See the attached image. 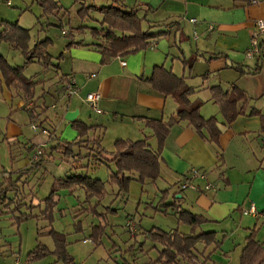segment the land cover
Wrapping results in <instances>:
<instances>
[{
  "label": "crops",
  "instance_id": "crops-1",
  "mask_svg": "<svg viewBox=\"0 0 264 264\" xmlns=\"http://www.w3.org/2000/svg\"><path fill=\"white\" fill-rule=\"evenodd\" d=\"M121 1L127 8H139L140 16H144L146 9L150 7L147 19L142 23L145 30L149 29L150 24L171 21H180L181 30L176 32V28L167 24L165 27L171 33L155 38L152 41L153 47L150 46L146 50L116 57L108 64L101 62V53L97 47L100 40L94 38L89 29L94 26L86 24L83 25L86 26L84 29H77V34L71 32L65 34L70 35L71 38V41L67 43L70 51L67 59L71 64L62 74L69 76L74 82L77 93L68 99L64 98L61 106L54 103L55 106L53 107V104L52 108L56 110L55 113L63 115V118L66 119L65 115L68 111L79 109L77 119H81L82 115L92 112L93 115L90 114V117L95 119L93 123H89L83 118L81 120L89 125H99V128L91 130L89 135L91 138L102 135L103 146V138L106 135V133L104 135V129L108 128L106 137L109 136L115 140L118 138L140 139L146 136L150 137L149 142L152 146L157 148V139L153 135V130L146 126V119L161 118L168 121L176 114L178 104L171 96L157 92L149 82V78L152 77L155 67L159 65H164L177 75L185 76L186 82L196 89V92L191 96V101L202 102L200 110L205 118L216 117L218 119L222 134L219 142L215 144L199 135L187 121H177L172 125L162 147L160 176L152 181L156 182L160 179L168 184L167 194L165 192L158 203L162 207L156 205V210H161L166 214L170 212V207L173 212L174 206L171 204L176 203L209 220L198 227L195 232H191L190 225L181 224L178 221L177 227L184 233H198L201 230L217 231L211 230L214 228L209 227L214 223L220 224L221 221L227 222L231 219H238L241 223L246 216L243 214V210L250 209L252 204H255L260 212L259 216L255 218V224L261 221L264 223V133L261 131L260 117L249 115L253 107L264 115V31L259 36L261 48L259 54L254 57L246 56V51L251 44L252 33L256 29V22L259 19L264 21V0H256V2L253 0ZM105 2L112 4L113 0H105ZM95 13L98 16H93L94 19L100 20L102 14ZM190 18H196L198 22L193 23ZM209 24H213L215 28L208 30ZM151 29L157 31L159 28ZM195 32L198 33V37ZM191 56H196L197 59L193 66H186L182 57L188 59ZM92 74L95 76L92 77ZM57 83L60 85L54 83L53 89L61 97L58 92L59 88L67 82L63 81L62 83L60 80ZM214 86H221L227 91H230L233 86H237L247 95L248 106L245 115H240L230 126L225 124L221 108L213 99L211 89ZM44 91L48 92L47 89ZM93 91H98L101 95L99 107L102 112L100 113L92 110L85 101L87 93ZM0 92L5 94L10 102L15 94L20 100L18 108H23L26 105L25 96L21 90L3 86ZM240 104L242 101L239 102ZM10 120L17 124L14 119L10 118ZM55 131L58 137L57 127ZM21 135L22 128L14 126L11 133L8 134L7 140L13 144L22 143ZM49 141L46 140L43 143L46 144L45 146H49L50 154L54 153L52 148L56 145V141ZM37 144L39 143L30 141L27 146L23 145V148L27 149L29 153L20 152L23 164V167H20L22 168L12 171L2 169L12 173L13 178L21 177L19 184L24 186L26 193H32L29 196L32 203L28 200V207L34 204L35 185L30 187V182L36 170H30L25 174H21L19 171L30 168ZM114 146L108 148L110 150L107 151H114ZM60 148L61 146L57 149ZM78 151L83 159L76 157L78 160L76 161V159L70 158L71 156L65 157L63 151L60 150L64 160L71 165V168H87V170L90 167L94 168L93 165L96 163L93 158L87 157L90 150L87 147H82ZM96 165H99V162ZM195 168L207 171L209 180L214 184L215 189L200 191L181 189V181ZM42 177L43 175L39 177L38 183ZM198 182L201 186L205 185L204 180L200 179ZM74 192H77V196L80 197V191H77V188L64 189L59 192V196H57L58 209L61 206V209L68 210L79 205L73 197ZM11 197H14V193ZM191 203L195 206H191L193 205ZM39 204V209L43 208L42 203ZM4 207L5 205H0V216L11 215L10 218L15 219V215L9 213L10 210ZM129 218L135 220L136 216L134 214ZM15 223L19 224L17 221ZM107 223L108 225H117L113 222ZM184 225L187 230L182 229ZM247 229L250 231L251 228ZM111 233L112 236L118 235L116 229H113ZM81 239L84 242H92L88 237L82 236ZM257 239L261 242L258 236ZM142 241H146V238L143 237ZM145 244H148V249L151 248L148 256L153 260L157 259L162 246L158 244V247H155V243L148 239ZM202 245V243L198 244L199 247ZM10 252L13 253L12 243L0 239V256H6ZM18 253H21L20 248ZM45 259L35 262V264L41 263ZM57 260L59 261V259ZM17 261L19 260L16 259V263ZM26 261L28 262V259ZM19 262L23 264L21 261ZM144 262L142 260L140 263Z\"/></svg>",
  "mask_w": 264,
  "mask_h": 264
},
{
  "label": "rangeland",
  "instance_id": "rangeland-1",
  "mask_svg": "<svg viewBox=\"0 0 264 264\" xmlns=\"http://www.w3.org/2000/svg\"><path fill=\"white\" fill-rule=\"evenodd\" d=\"M8 1H10V3ZM54 1L61 5V9L53 14H45L44 8L41 5V0H0V23L18 22L20 25L29 28L31 33V46L38 40H43L47 37L52 40L48 46L49 54L52 56V65L46 69L43 62L35 61L26 65L24 73L28 77L37 78L41 81L37 86L35 97L39 100V105L45 102L40 113L42 119L48 117V120L43 122V124L54 130L57 127L58 140L73 141L77 138V131L73 128L70 121L64 119L63 115H58L59 113L56 114V110L52 108L54 103L61 106L64 102L62 101L64 100L62 94L65 92V85H63L62 82L59 88L58 92L62 95L61 97L56 94L53 85L54 83H56L55 85H60V83L57 82H60L63 76L62 73H65L66 68L71 64H69L67 59L70 53L67 43L71 41V38L70 35H65L62 31L65 30L66 34L70 32L77 34L76 31L78 27L82 25L99 26L100 23L93 17L98 16V14L95 13L96 11L93 9L83 11L85 17L82 19L81 10L90 5L102 6L109 5L110 3H106L105 0ZM61 22L62 25H60ZM0 52L12 65L25 64L26 58L22 52L13 49L8 43H3L0 46ZM46 89L48 92L44 91ZM19 102L20 100L15 94L12 102H10L8 97L0 92V169L12 171L13 169L22 168V159H20L22 154L20 152L29 153L27 149L23 148V145L27 146L30 141L39 143L37 146L35 145L36 151L37 147L38 149L41 148L42 154H45L44 156L46 157L45 159L42 158L41 154L35 158L34 154L32 158L33 162L31 164L34 165V162L39 163V166L37 165L32 169V171H36L30 182V187L35 185L34 204L30 205L33 207L32 210L34 213L40 214L39 206L37 207L35 204L42 203V206L45 207V198L50 195L53 182L56 179L75 173H84L94 178H101L105 183L106 189V193L102 198H89L84 189L75 187L77 191L82 193L80 194L78 192L80 195V197H78L77 192H74L75 195L73 197L77 200L79 205L74 208L71 207L68 210L61 209V206H59L60 208L58 209V207L55 206L53 209L54 220L51 226L57 231L67 235L68 252L79 264H127L128 261V264H130V262L134 263L135 261V264H141L140 262L142 260L145 261L143 264H149L150 262L156 264L154 263L156 258L153 260L148 256L151 248L148 249V244H145L148 239L147 232L153 227H160L170 231L178 226V219L170 207V212L166 214L161 210H156V205L162 207V205H158V203L165 193L168 184L160 179L156 182L148 180L145 183H141L138 179H135L131 182L128 193L118 194V187L110 183V175L112 171L116 170V166L113 162L108 161L106 163L104 161V163H99V165L95 164L93 165L94 168L90 167L87 170V168H71V165L64 160L60 152V150L63 151V148H52L54 153L49 154L51 151L49 146L41 147L40 144L46 140L55 141V139H50V137H52L50 129L48 130L49 135L43 134L45 129L39 126L43 120L41 122L38 120L35 123L38 130H35L29 112L27 111L30 109L31 103L26 101V105H24L23 108H18ZM44 112L46 114L43 115ZM90 114L93 115L92 112L87 113L82 115L81 119L83 118L89 123H93L95 119L91 118ZM10 118L14 119L17 124L10 120ZM14 126L22 128V135L20 138L22 143L13 144L9 143L7 140V137H9L8 134L11 133ZM107 130L108 128L104 129V135L105 133L107 135ZM101 133L103 134V130ZM105 137L103 138L104 147L106 146V150H110L108 148H113L116 139L109 138V136ZM78 149L79 148H76V151H78ZM72 155L70 158L73 159ZM79 156L80 157H77V159H83L81 154ZM50 157L52 158L48 159ZM67 158H69V156ZM74 159H76V157ZM77 159L76 161H78ZM7 173V171H4L3 176L7 175ZM42 175L43 177L38 183L39 177ZM13 193L14 192L9 191L8 196H12ZM158 196L159 198L157 199ZM30 200L31 197L27 196V201L30 202ZM21 203L23 204V206H20L21 208L30 211L27 209L28 204L25 206V200ZM0 205H5L4 208L10 210L9 213L11 214H15L14 211H16L12 208L18 206L17 202H14V199L13 202L8 200L4 202L0 201ZM94 206L97 209V213L93 211ZM191 206L195 205L193 204ZM194 211L198 212L196 210ZM99 213L102 216H99ZM134 214L136 216V224L130 229L126 223L132 219L129 217ZM10 217L12 216H0V239L12 243L13 253L10 252L6 256H0V264H15L16 259L23 264H35V262L38 261L27 262L26 260L29 251L38 242L47 244L51 249L54 248L53 238L45 234L51 228L50 226H46L49 224L46 220L40 217L31 218L17 224L15 223L16 219ZM255 218L256 216L254 215H246L241 223H239L238 219H231L227 222L221 221L220 224H212L209 228H214L211 230L218 231V238L220 240H224L223 237L226 235L225 242L222 244L221 248L214 251V244L210 245L209 248H204L203 244L195 250V258L192 259L191 256H188L183 259L181 263L214 264L216 261V264H240V254L242 248L246 244V235L250 233L247 228H252L254 226L256 221ZM102 222L103 224L107 222L117 224H109L107 226L106 235L102 239V244L96 246L93 242H84L81 239L82 236L89 238V234L92 232V226H95V224L99 226ZM79 224L82 230H79ZM258 224H261L258 238L264 243V223L261 221ZM113 229L117 230L118 235L112 236L111 232ZM182 229L187 230V227L184 225ZM40 232H42L43 235L39 234ZM143 237L146 238V241H142ZM77 238H79V240H77ZM19 248L21 249V253H18ZM211 251L212 254H210ZM212 255L214 260L212 259ZM56 260L57 258L55 256L50 255L46 257L44 261L37 264H67L63 260H57V263H55ZM125 260L127 261L124 262ZM157 263L162 264L161 262Z\"/></svg>",
  "mask_w": 264,
  "mask_h": 264
},
{
  "label": "trees",
  "instance_id": "trees-1",
  "mask_svg": "<svg viewBox=\"0 0 264 264\" xmlns=\"http://www.w3.org/2000/svg\"><path fill=\"white\" fill-rule=\"evenodd\" d=\"M41 5L44 8L45 14H53L61 9V5L54 0H41ZM89 9H93L102 14L100 20L96 19L100 25L97 27H89V29L91 30L92 36L100 40L97 47L102 55L101 62L103 64H108L116 57H122L148 49L155 38L167 36L171 33L165 27L167 24L176 28V32L181 30L180 21L150 24L149 29L145 30L143 29L142 23L147 19V14L151 10L150 7L146 9L144 16H140L139 8H127L121 0H113L112 4L109 5H90L82 8V19L85 17L83 11ZM85 27L82 25L78 28L83 29ZM154 27H158L159 29L152 31L151 28ZM30 41L31 33L29 28L20 25L18 22L0 23V46L3 43H8L13 49L20 50L26 58L24 65H12L0 52V89L6 86L7 88L21 90L25 96V100L31 103L30 109H25L29 112L32 124L35 125L36 121L39 120L41 122L43 120L39 126L48 132L50 127L48 128L43 124V122L48 120V117L42 119L40 113L45 102L39 105V100L35 97L37 86L41 81L37 78L28 77L24 73V69L27 64L35 61L43 62L46 69L52 65V56L48 51V46L52 40L47 37L43 40H38L33 46L30 45ZM196 59V56H191L188 59L182 57L184 64L190 67L193 66ZM61 81L71 83V79L67 75H63ZM149 82L157 92L165 96H171L178 104L176 114L168 121L161 118L146 119V126L153 130V135L157 139V148H154L149 142L150 137L145 136L140 139L118 138L115 141V150L109 152L102 145V135L94 136L93 138L89 135L90 131L99 128V125H89L81 119L71 122L73 128L78 133L77 138L73 141L58 140L56 131L50 129L52 136L50 139H55L56 141V145L53 148L57 149L61 146L65 157L73 154L72 157L75 158L80 155L79 151H76V148L87 147L90 150L87 157H92L94 163H104V161L106 163L108 161L113 162L116 170L112 171L110 175V183L116 185L119 190L118 194H121L128 193L130 184L135 179H138L141 183H145L147 180L155 181L160 176L162 147L175 122L187 121L203 138L215 144L219 142L222 129L218 119L216 117L205 118L200 110L202 102L191 101V96L196 92V89L186 82L185 76L177 75L164 65H159L155 67L152 77L149 78ZM211 90L213 99L219 104L227 126L235 122L240 115H245L248 98L243 90L237 86H233L230 91L224 90L221 86H214ZM62 95L63 98H70L66 97L65 92ZM240 101H242V104L239 105ZM44 114L46 113L44 112ZM249 115L260 117L261 131L264 133V115L262 112L253 107ZM43 134L45 133L43 132ZM44 155L42 154V158L45 159L46 156ZM37 165L39 166V163L34 162V165L32 164L30 168L19 172L25 174ZM19 180H21V177L13 178V174L10 172L0 178V201L4 202L8 200L13 202L14 199V202H17L18 206L12 209L16 210L14 211V215L19 224L31 218L40 217L46 220L49 223L46 226H50L51 228L49 227L50 229L45 234L51 236L54 241L53 249L42 242H38L29 251L27 255L28 261L35 262L54 255L57 259L63 260L67 264H79L68 252L67 235L51 226L54 220L53 209L58 204L57 196H59L60 190L79 187L84 189L89 198H102L106 193L105 183L100 178H94L84 173H75L60 177L53 182L51 193L45 198L46 205L40 208V214H37L34 213L32 210L33 207L31 206L27 208L30 211L20 207L23 206L21 203L23 200L26 201V206L27 196H30L31 192L26 193L24 186L19 184ZM9 191L14 192V197L8 196ZM165 192L167 194L168 190ZM30 202L32 203L31 200ZM171 205L174 206L173 212L177 216L179 223L190 225L192 227L191 232H195L198 227L209 221L203 215L191 212L181 205L176 203H172ZM36 206L40 207V204ZM93 211L97 213L95 206ZM99 216L102 215L99 213ZM78 226L79 230H82L81 225L79 224ZM107 226L108 224H103V222L99 226L96 224L92 226L89 239L96 246L102 244V239L106 235ZM260 229L261 224L258 223L250 229V233L246 238V244L242 249L240 264L264 263V245L257 239ZM39 234L43 235L42 232ZM147 234L148 240L155 243L156 246L158 244L162 246V249L159 251V257L154 260V263L161 262L162 264H182L183 259L188 256H191L192 259L195 258V250L199 247V243L204 244V248H209L210 245L214 244V251H216L218 248H221L226 239V235H224V240H220L217 231L201 230L198 233H184L178 227L170 231L152 228ZM210 254H212V251ZM135 262H130V264H135ZM149 264H152V262Z\"/></svg>",
  "mask_w": 264,
  "mask_h": 264
},
{
  "label": "built area",
  "instance_id": "built-area-1",
  "mask_svg": "<svg viewBox=\"0 0 264 264\" xmlns=\"http://www.w3.org/2000/svg\"><path fill=\"white\" fill-rule=\"evenodd\" d=\"M8 2L10 3V1H8ZM253 2H256V0H253ZM190 21L193 23H197L198 19L190 18ZM214 28H215V26L213 24L208 25V30H213ZM263 31H264V21L262 19H259L256 22V29L252 33L250 47L246 51L247 57H254L256 54H259V52H260L259 36H260V33ZM63 34H66L65 30H63ZM195 35L198 37L197 32H195ZM151 46L153 47L154 44H152ZM123 63L125 64V62H123ZM94 76H95V74H92V77H94ZM65 88H66L65 89L66 97H72L73 95H75L77 93V90L75 88V84L72 80H71V83L65 84ZM100 99H101V95L98 91L89 92V93H87V95L85 97L86 103L91 107L92 110H94L96 112H101V109L99 107ZM33 128L35 130H38L36 125H33ZM44 133L48 134V132L46 130H44ZM45 145L46 144L43 143V144H41V147H43ZM41 154H42V149L37 148V151L35 153V158H37V156L41 155ZM3 172L4 171L0 169V178L3 176ZM200 179L205 181L204 186H201L200 183L198 182V180H200ZM180 186L183 190L192 189V190L200 191V190H209V189H213V188L215 189L214 184L208 178V173L202 169H196V168L192 169L186 175V177L182 180ZM243 214L254 215V216L258 217L260 212H259V209L257 208V206L255 204H252L250 209H244L243 210ZM126 224H127L128 228L132 229L135 226L136 222L134 219H131ZM16 264H21V263L19 261H17Z\"/></svg>",
  "mask_w": 264,
  "mask_h": 264
},
{
  "label": "water",
  "instance_id": "water-1",
  "mask_svg": "<svg viewBox=\"0 0 264 264\" xmlns=\"http://www.w3.org/2000/svg\"><path fill=\"white\" fill-rule=\"evenodd\" d=\"M79 111H80L79 109H77L76 111H68L67 114L65 115V118L68 121L73 122L77 120Z\"/></svg>",
  "mask_w": 264,
  "mask_h": 264
}]
</instances>
